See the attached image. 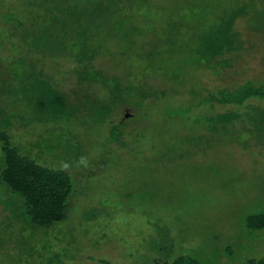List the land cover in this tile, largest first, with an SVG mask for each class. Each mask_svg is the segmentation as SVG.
<instances>
[{
  "label": "trees",
  "instance_id": "trees-1",
  "mask_svg": "<svg viewBox=\"0 0 264 264\" xmlns=\"http://www.w3.org/2000/svg\"><path fill=\"white\" fill-rule=\"evenodd\" d=\"M158 2L0 0V50H9L12 57L18 55L13 62L17 65L14 76L20 77L16 78L20 84L17 86L33 89L30 93L0 87V94L9 99L8 104L0 108V264H84L83 256L90 246L107 244L115 236L127 253L126 257L133 259L126 264H264V172L255 176L254 191L251 188L243 192L245 198L256 197L255 205L238 212L228 227L211 221L205 225L206 230H219L217 235L221 236V240L210 247L211 260L205 254L200 256L196 252L198 249L194 251L195 256L191 255L189 247L183 245L185 242L192 244L199 236H188L187 225L199 228V224L186 222L185 227L179 224L183 209L180 195H163L158 180L149 182L146 178L142 188L134 187L129 181L132 190L124 193L128 201H123L122 210H116V203L108 200L109 187L101 184L103 190L99 192L97 186L87 182V177L98 179L108 171L109 162L103 153L89 156L86 167L91 170L85 172L87 175L73 166L70 170L63 167L73 164L69 155L72 147L69 145L64 152V134L69 135L64 127L62 131L57 127L69 110L67 102L64 105L54 103L55 85L62 89L68 87L74 105L87 120H94L96 124L104 113L111 112V104L125 103L128 109L135 107L129 118L124 116L118 124L113 123L120 129H113L116 135H112L111 140L115 144L123 143L129 135L122 127L130 124L137 109L145 110L146 98L140 88L149 70L160 73L158 75L173 85L190 84L186 69L193 67L198 72H212L219 80L221 68L228 63L222 56L234 49L231 35H234L235 19L246 11V28L264 30V6L258 7V0L185 2L180 10L179 4H166L168 14L164 18L166 23L173 24L171 31H175L164 35L161 17L151 16L149 12L145 13L146 17L154 24L158 21L159 25L153 30L139 29L134 20ZM188 5H191L190 14L184 11ZM184 28L190 32L184 34L187 41L179 44L176 29ZM196 29L199 33L190 35ZM162 46L166 49L164 65L158 58ZM182 55L185 56L182 58ZM39 59H55L64 64L63 75L66 78L72 75L68 77L70 82L57 84L50 74L46 78L49 84L46 79L33 78L30 70L33 67L26 66L25 60L35 62ZM86 83L102 88L105 97L96 107L83 102ZM247 85L221 91L218 101L241 105L253 97L264 99V78ZM11 96L16 99H10ZM18 97L24 98L22 103ZM209 99L215 96L210 94ZM209 99L204 102L209 103ZM24 117L27 121L21 123L22 130H18L15 121H22ZM133 127L136 129L135 124ZM244 128L247 139L239 138L236 142L250 151L253 142L246 135H253L252 128ZM257 136L259 140L255 146L259 145L260 150L252 151V155L262 156L264 162V139H261L264 137ZM159 137L150 141V148H156ZM258 162L255 158V165ZM239 179V176L237 179L236 176L226 177L225 185L233 183L235 186ZM125 214H136L142 218V224H134L136 227L127 231L125 226L131 224L124 221ZM205 236L200 241L209 244L214 239L207 240ZM95 258L88 256V259ZM223 258L227 263L221 261ZM96 264L118 263L100 258Z\"/></svg>",
  "mask_w": 264,
  "mask_h": 264
},
{
  "label": "rangeland",
  "instance_id": "rangeland-1",
  "mask_svg": "<svg viewBox=\"0 0 264 264\" xmlns=\"http://www.w3.org/2000/svg\"><path fill=\"white\" fill-rule=\"evenodd\" d=\"M156 1H159L158 4L149 7L151 12L144 11L140 16L141 18L135 19L134 22L139 29L153 30L159 23L157 21L154 24L151 18L146 17L145 13L149 12L151 16L161 17L162 32L166 35L175 29L171 31L173 24L170 21L166 23L164 17L168 13L165 11L167 7L164 5L179 4L177 8L180 10L185 2L199 3L201 0ZM258 3V7L264 6V0H258ZM190 7L191 5H188L184 9L185 13L190 14L188 10ZM213 15H215V11H213ZM246 16L248 13L244 11L243 16L235 19L232 29L234 35H231L234 49L231 53L222 56L228 63L227 66L221 68L219 80L212 72L206 70L200 71L206 77L202 76L192 66L194 70L192 67V69H186L189 71L186 77L190 84L181 86L180 83H176L173 85L167 81V78L158 75L160 73L155 74L152 70L148 71V78L140 88V92L146 98L143 102L145 110L142 112L137 109L138 115L137 113L134 114L130 124L122 127L125 134L129 135L126 137L127 139H123L125 140L123 143L116 142V145L111 140L112 135H116L114 130L120 129L113 123L118 124L124 116L129 118L135 107L128 109L125 103L120 106L111 104V112L104 113L99 118L101 121L99 120L96 124L94 120L93 122L87 120L80 108L74 105V99L71 100L72 95L68 87L62 89L55 85V92H52L55 93L54 103L58 102L64 105L67 102V106L73 105L66 106L69 113H65L57 127L61 131L64 127L69 135L64 134L65 140L62 145L64 152L69 145L72 147L69 155L72 156L73 164L63 167L70 170L73 166L79 172L87 175L85 172L91 170V168L86 167L89 156L97 154V152L103 153L109 162L108 171L104 176L100 175L98 179L90 180L87 177V182L90 186H97L99 192H102L103 185L109 187L111 190L108 200L111 203H116V210H122V205H125L123 201H128L125 199L124 193L132 190V187L128 186L129 181L134 187L142 188L146 178L149 182L158 180L163 195L168 193L180 195L179 200L183 203V209L180 210L181 221L179 224L183 227H185L186 222L199 224V228L194 227V225H187V228L189 227L188 236L192 234L199 236L194 239L192 244L185 242L183 245L186 248L189 247L191 255L195 256L194 251L198 249L196 252L200 256L205 254L207 255L206 258L210 256L209 259L211 260L213 253L210 247L213 243L221 240V236L217 235L219 230L209 229V227L207 228L209 230H206L205 225L211 221L214 224L221 223L228 227L238 212L255 205L256 197L255 199L252 196L245 198L243 192L250 191L251 188L254 191L255 176L264 172L263 157L260 155L253 157L252 155V151L260 150L259 145L255 146V142L257 143L259 140L257 135L262 134L264 137V99L253 97L241 105H230L218 101L221 97V91L235 89L239 85L245 86L249 82L257 83L264 78V30L246 28ZM176 31H179L178 34L175 33L179 44L187 41L184 34L190 32L188 28L176 29ZM194 32L199 33L196 29L192 30L190 35L195 34ZM165 51L163 46L159 50L161 55L158 58L162 65L166 62L164 60ZM184 56L182 55V58ZM17 57L18 55L12 57L9 50H0V87H13L31 93L33 89L28 90L26 85H21L23 88L17 86L20 84L16 78L20 77L15 78L14 70L17 69V65L13 63ZM25 64L33 67L30 69L33 72V78L44 80L48 77L47 74H50L57 84L70 82V78L68 79L70 74L67 75V78L63 75V69L66 67L55 59L52 61L39 59L35 62L25 60ZM9 65L11 66L9 67ZM24 70L26 71V69ZM70 76L72 77V75ZM57 77L61 79L59 80ZM61 80L63 81L61 82ZM46 81L49 82L47 79ZM83 87L84 104L88 106L92 103V107L98 106L102 102V98L105 97L102 88L98 85H87V83ZM112 89L116 88L113 87ZM210 94H213L215 99H209ZM13 98L15 97H10V99ZM18 98V101L22 103L24 98ZM86 99L90 100L89 104ZM204 99H209V103H205ZM8 101L9 99L4 98L1 93L0 108L6 106ZM25 121H27L26 117L22 121L20 119L15 121L18 130H22L20 126ZM80 123L83 125L80 126ZM134 124L136 129L133 127ZM249 126L252 128L253 135L246 136L252 140V146L255 147V150L251 146L250 149L252 150L245 151L236 140L239 138L247 139L243 131L246 129L244 127ZM247 133L250 134L251 132ZM156 136H161L159 137L160 141L156 148L152 149L150 148L152 144L150 141ZM115 153H117V157ZM255 158L259 161L256 165ZM233 176H236V179L238 176L240 177L237 184L234 186L231 183L226 186V177L231 178ZM101 184L103 185L101 186ZM250 202L253 203L250 204ZM125 215L124 221L131 224V226L124 225L127 231L129 229L131 231L138 224H142V218L136 217V214ZM134 224L136 226L133 227ZM179 224L173 223L177 228L181 227ZM205 234V237H208L207 240L214 238L209 244L206 241H200ZM85 243L91 245L88 241ZM120 246L121 243L116 236L107 244L101 243L96 248L90 246L85 251L83 263L96 264V260L100 258L108 260L109 263L126 264L133 262L131 257H126L127 253ZM88 256L97 259H88ZM221 261L227 263L226 258Z\"/></svg>",
  "mask_w": 264,
  "mask_h": 264
}]
</instances>
